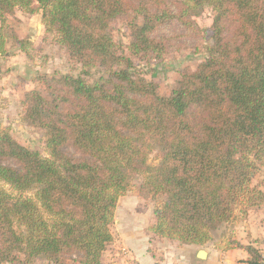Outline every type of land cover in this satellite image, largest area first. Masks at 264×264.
<instances>
[{
	"label": "trees",
	"instance_id": "16d2710c",
	"mask_svg": "<svg viewBox=\"0 0 264 264\" xmlns=\"http://www.w3.org/2000/svg\"><path fill=\"white\" fill-rule=\"evenodd\" d=\"M135 5L144 19L132 26L136 55L166 52L159 32L172 23L198 36L193 18L214 12L208 58L168 97L133 71L109 34ZM16 10L41 12L72 61L106 76L46 77L52 101L27 95V123L48 131L46 158L0 126L2 262L103 264L118 202L137 179L144 197L164 198L150 231L184 246L205 247L239 211L247 218L264 203L252 187L264 166V0H0L2 28ZM227 245L246 251L247 264H264L254 243Z\"/></svg>",
	"mask_w": 264,
	"mask_h": 264
},
{
	"label": "rangeland",
	"instance_id": "374dc122",
	"mask_svg": "<svg viewBox=\"0 0 264 264\" xmlns=\"http://www.w3.org/2000/svg\"><path fill=\"white\" fill-rule=\"evenodd\" d=\"M41 16V12L29 15L16 10L14 16L7 18L5 27L2 28L0 21V36L5 39V47L0 52V126L9 128L12 136L21 145L46 158L48 131L27 123V95L37 90L45 99L52 101L53 97L46 89L44 78L83 76L89 83H93L106 76V73L97 65L84 68L72 61L68 51L59 44L57 36L46 33ZM193 20L200 31L198 36L195 33L186 35L183 27L177 23H172L159 32L169 42L168 50L164 53L134 54L132 26L142 25L144 22L138 5L128 13L118 16L110 25L109 34L118 50L131 59L133 71L155 83L160 96L168 97L179 88L187 72L198 71L199 65L208 58V49L213 44V10L204 7ZM65 152L70 156H80L72 146L66 147ZM160 158V152L156 150L150 158V164L157 165ZM141 183L142 180L137 179L131 191L118 202L111 227L114 243L103 254V264H138L137 258L141 264H145L146 253L159 264L166 261L167 264H186V246L175 240L158 238L150 231L156 223L155 210L164 198L144 197L140 193ZM252 187L264 193V166L260 167ZM246 221H252V225L263 228L264 203L250 209L247 218L239 211L235 220L216 231L208 244L228 248L227 244L231 240L238 241L236 233L239 230L244 233ZM248 243L259 247L256 245L258 241ZM76 260L73 257L66 264H78ZM0 264L12 263L0 260ZM32 264L55 263L39 258Z\"/></svg>",
	"mask_w": 264,
	"mask_h": 264
},
{
	"label": "crops",
	"instance_id": "0c3cea01",
	"mask_svg": "<svg viewBox=\"0 0 264 264\" xmlns=\"http://www.w3.org/2000/svg\"><path fill=\"white\" fill-rule=\"evenodd\" d=\"M246 230L241 233L239 230L236 233V239L242 244L247 245L248 242L258 241L256 245H259L263 256L264 250V227L259 228L256 225H252V221L245 223ZM203 253V254H201ZM264 257V256H263ZM186 264H247L250 256L242 249H226L224 247L214 246L208 244L205 247L199 246H186ZM138 264H141L140 259ZM145 264H159L148 253L145 254ZM168 261L160 264H167Z\"/></svg>",
	"mask_w": 264,
	"mask_h": 264
},
{
	"label": "water",
	"instance_id": "95a60500",
	"mask_svg": "<svg viewBox=\"0 0 264 264\" xmlns=\"http://www.w3.org/2000/svg\"><path fill=\"white\" fill-rule=\"evenodd\" d=\"M201 254H203V253H201Z\"/></svg>",
	"mask_w": 264,
	"mask_h": 264
}]
</instances>
